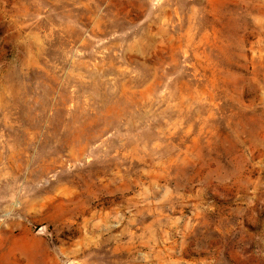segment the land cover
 Listing matches in <instances>:
<instances>
[{
    "label": "rangeland",
    "instance_id": "rangeland-1",
    "mask_svg": "<svg viewBox=\"0 0 264 264\" xmlns=\"http://www.w3.org/2000/svg\"><path fill=\"white\" fill-rule=\"evenodd\" d=\"M0 264H264V0H0Z\"/></svg>",
    "mask_w": 264,
    "mask_h": 264
}]
</instances>
